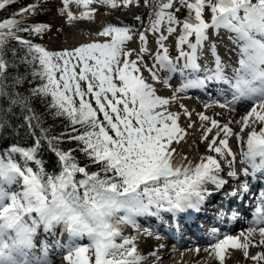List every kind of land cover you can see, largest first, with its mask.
<instances>
[{
    "label": "snow or ice",
    "instance_id": "snow-or-ice-1",
    "mask_svg": "<svg viewBox=\"0 0 264 264\" xmlns=\"http://www.w3.org/2000/svg\"><path fill=\"white\" fill-rule=\"evenodd\" d=\"M15 2L0 0V10ZM140 2L62 0L59 14L73 24L94 19L99 8L130 10ZM143 4L150 9L147 26L137 15L140 28L108 24L98 32L103 41L63 50H49L25 38L24 34L42 37L50 30L47 23L24 22L43 10L39 0L11 18L0 19V135L9 126L7 115H15L13 109L19 108L23 124L16 131L26 126L33 140L31 146L13 144L0 152V264H54L48 245L43 244L37 255L35 241L41 227L53 233L58 226L69 237L62 258L67 264H146L148 256L155 260L159 253L154 250L145 256L137 241L159 236L154 237L150 228L141 230L137 218L167 213L179 227L180 214L199 212L214 194L209 185L217 192L224 189L225 172L239 181L225 193L227 197L243 203L245 196H255L252 218L235 236L219 238L214 230L205 251L214 252L223 264V254L231 247L242 250L253 264H264V191L253 194L248 180L264 176V0H143ZM73 5L82 10L78 16ZM206 10H210V22L205 19ZM182 12L186 14L181 18ZM210 29L236 34L239 66L232 75H226V65L217 55L215 67L204 69L203 77L188 79L171 97L158 95L153 82L169 84L159 70L176 72L179 58L186 59L184 69L202 71L198 51L209 41ZM148 32L163 50L155 51L151 65L144 56L149 53ZM136 36L141 47L128 48L127 42ZM170 39L179 49L175 60L165 46ZM210 82H222L231 90L232 99L219 103L221 109L235 111L233 106L241 100L251 101L252 107L239 119L223 124L204 111L197 112L201 142L214 155H201L194 162L174 146L187 135L179 124L181 115L191 129L196 123L193 112L184 104L178 106L182 111L174 112L170 105L178 93ZM25 84L29 85L26 92L21 91ZM37 98L53 117L67 121L64 132L52 135L51 128L43 126L33 107ZM231 138L241 146L239 172ZM64 143L76 147L63 148ZM45 146L56 156L58 172L49 173L38 158ZM76 153L83 154V164ZM240 176L244 179L239 180ZM231 212L229 219L240 218L237 209ZM127 226L136 234L124 235ZM85 237L87 245L76 242ZM250 247L262 250L250 255Z\"/></svg>",
    "mask_w": 264,
    "mask_h": 264
},
{
    "label": "bare ground",
    "instance_id": "bare-ground-1",
    "mask_svg": "<svg viewBox=\"0 0 264 264\" xmlns=\"http://www.w3.org/2000/svg\"><path fill=\"white\" fill-rule=\"evenodd\" d=\"M147 9L148 8L143 4V0H141L139 6H133L130 10L117 9L108 11L104 8H99V15L92 20L74 21L73 24L75 26L66 22L65 24L67 25V36L64 43L65 49H71L73 47L79 46L82 43L103 41L105 38L99 37L98 32L102 30V26H106L108 24H112L115 26H129L132 28H140L141 21H137L135 19L137 15L141 16L143 25L147 26L149 22L145 23L143 20V17L145 16V14H147ZM80 11L82 10L77 9L76 7H74L73 9L74 14H76L77 16L79 15ZM185 14L186 12H182L180 14L181 18ZM223 30L224 32H222ZM223 30H221L222 33L220 36L217 34L218 32L215 33L214 30H211V40L205 43L203 51H198L197 62L200 64L202 69L200 73H192L191 70L184 69L183 65L186 62L185 58H179L178 60H176L178 68L176 72L168 73L166 70H159V76L161 78H169V84L165 85L163 83L153 82L154 86L157 89V94L166 98L171 97L174 89L179 88L182 84L186 83L188 79H192L196 75L203 77L204 69L215 67V58L217 55L226 65V75L231 76L233 69L239 66L238 60L240 45L236 41L235 33L227 29ZM147 35L149 37L148 47L149 53H151V55L149 53H145L144 56L145 60L149 63V65H151L154 62L152 57L155 55V51L159 50L160 52H163V50L159 49V46L155 43V37L151 32H148ZM165 46L168 49H171L172 46H174L172 39L166 41ZM212 46H214V51ZM127 47L138 50L141 47L138 36H136L133 41H128ZM175 49L177 48L175 47ZM188 51L190 50L188 49ZM170 52L171 51L169 50L170 57L175 60L176 52L174 54ZM132 58L135 57L133 56ZM157 69H159L158 65ZM142 72L145 76L148 75L146 70H142ZM205 89L207 91H205ZM211 92L213 93L212 95H210ZM223 94L228 95H225L227 97H224ZM177 95L179 98L171 103L170 110L174 112L182 111L178 106L180 104H184L190 111L193 112L192 120L196 123L193 128L188 129L187 125L189 123V120L181 115L179 124L181 127H184L187 130V135L179 145H176L174 142V146L177 147L180 152L186 154L194 162H197L201 155H214V153H207L206 144L204 142H201L203 129L201 128L198 117L196 116L197 112L204 111L205 114L219 120L223 124L227 123L230 119H239L252 107L251 101L241 100L233 106L235 108V111H229L227 107L221 109L218 106L219 103L216 101H219L220 103H226L227 101H230L232 99L231 90L228 88V86L227 88H224V84L222 82H210L207 83L203 88H188L185 92L178 93ZM206 104L209 105V107L205 108ZM217 113H222V115L218 116L216 115ZM232 127L235 128L236 126L232 125ZM230 146L232 147L233 151L237 153L236 169L237 172H239L240 168L242 167V165L239 164V151L241 146L234 138L230 139ZM16 157L18 159H21L18 154L16 155ZM222 175H224V178L227 179L228 182L231 181L232 178L227 177L226 172L222 173ZM257 176L261 178H255V180H264V176H261V174H257ZM232 182H234V180H232ZM209 188L213 190L214 194L205 201L199 212L190 211L185 214H180L178 217L179 227H177V220L174 219L171 214L167 213L163 214L162 217L137 218L141 230H143L144 228H150V230L154 234V237L159 236V239L141 237V239L137 241L139 250L145 256H148V254L154 250L158 251L159 253V256L155 260L151 256H148L146 264H221L220 259L215 255L214 252H211V250L205 251L206 248H209L210 243H212L210 237L207 239L200 238L205 239V241H200L197 237L204 235L211 236L213 231L215 230V227L208 228L204 226L205 224H207V222L204 221L205 216L203 212L205 211V206H207V203L210 202L209 200L215 197L219 201L221 199L231 200L232 198H229L225 195V189L228 188V184L224 187V189L218 192L214 190V186L209 185ZM228 204L230 203H227L228 208H235L234 206ZM251 218L252 215L243 214L242 219L243 221H245L244 227H238L237 229L217 236L219 238H222L226 234L234 236L238 235L242 229L248 227ZM235 224L236 226L242 224V221L240 219H237L235 220ZM224 227L226 226H223L222 228ZM164 231H170L176 240L182 241L180 242L182 246L178 249H173V247H175V244L173 242H171V245L166 244V241L163 240L166 234ZM123 234L135 235L136 230L131 226H127L123 229ZM255 238L258 239V236ZM80 240L81 239L77 240L76 242L80 243ZM35 242L37 245V255H40V249L43 244L48 245V251L55 250L57 246L59 249H62V245L64 246L69 242V237L66 232L63 233L61 232V230L55 231L53 233H46L41 227L37 232ZM196 249H199V253L195 251ZM260 250L262 249L250 247L249 254L254 255L257 251ZM63 253L64 254L62 255L60 253H57L52 258L54 264H67L66 261H62L63 256L67 254L66 247L63 249ZM223 255V264H253L250 259H246L244 257L243 251L240 249H233L231 247H228Z\"/></svg>",
    "mask_w": 264,
    "mask_h": 264
},
{
    "label": "trees",
    "instance_id": "trees-1",
    "mask_svg": "<svg viewBox=\"0 0 264 264\" xmlns=\"http://www.w3.org/2000/svg\"><path fill=\"white\" fill-rule=\"evenodd\" d=\"M33 2H37V0H16L15 3H12L11 5L6 6L4 10H0V19L3 18H11L12 14L19 11V9L25 7L28 4H31ZM39 3L42 5L43 10L39 12V14L27 18L24 22L27 24H33L37 22H43L47 23L44 15H42V12L45 13L47 10L45 4V0H39ZM25 38L33 39L35 43L38 42L37 37H28L26 34ZM34 86V85H33ZM29 85L25 84L24 87L21 89V91L27 90ZM7 107V104L4 105ZM33 107L35 108L37 114H39L43 120V126L44 127H50L51 128V134L52 135H59L60 133L65 131V125L67 124V121L62 117H53L48 110L46 109L45 105L41 103V101L37 98L33 101ZM15 112V115L8 114L7 120H8V127H5L3 129V134L0 135V152H2L4 149H7L10 145L17 144L19 146L28 147L31 146L33 143L32 137L27 134V128L20 127L18 131H16L18 125L23 124V117L20 115V109L15 108L13 109ZM63 148L68 147H76V145L64 143L61 145ZM77 158L83 164L85 162V158L82 153H76ZM38 158L43 160V163L45 165L46 170L49 173L58 172L59 166L57 163L56 156L47 149L45 146L43 150L39 153ZM91 170L95 171L96 166L92 165Z\"/></svg>",
    "mask_w": 264,
    "mask_h": 264
},
{
    "label": "rangeland",
    "instance_id": "rangeland-1",
    "mask_svg": "<svg viewBox=\"0 0 264 264\" xmlns=\"http://www.w3.org/2000/svg\"><path fill=\"white\" fill-rule=\"evenodd\" d=\"M45 5L47 6L46 7L47 10L45 11V13L42 12V15H44V17L46 16V18L50 21V23L52 22L51 23V27H52L51 30L52 31L47 33V35L50 34L47 36V38H49L47 43L45 42V38H44L45 36H42L39 39V42L43 46L48 48L49 50H63V49H65L64 43H65V39L67 36V34H66L67 25L65 24L67 22V17H66V15L62 16L59 14V9H60V7H62V0H45ZM74 7H75L74 5L71 6L72 11H73ZM149 11H150V9L148 8L147 14H145V16L143 17V20L145 23L149 22V20H148V12ZM210 18H211L210 10H206L205 11L206 21L210 22ZM211 30H214L215 33L218 32L217 34L219 36L221 35L222 32H224L223 29H219V30L210 29L209 30V35H210L209 40H211V38H212V31ZM221 30H223V31L221 32ZM169 50L171 51L170 53H172V54H174L176 52V58L178 57L179 49H175V47L172 46V48ZM184 50L188 51L187 47H184ZM216 102L220 103L219 101H216ZM15 158L17 160H20L16 156H15ZM60 230H61V232H63V230L58 226L55 231H60ZM63 233H65V232H63ZM80 241L84 242L82 240H80ZM85 242L87 244L90 243L88 241V239L85 240ZM89 264H91V261L89 262Z\"/></svg>",
    "mask_w": 264,
    "mask_h": 264
}]
</instances>
